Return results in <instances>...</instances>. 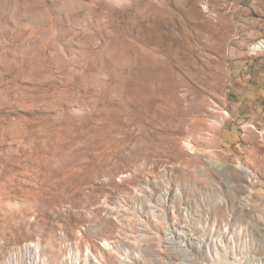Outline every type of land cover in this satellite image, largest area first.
<instances>
[{
  "label": "rangeland",
  "instance_id": "1",
  "mask_svg": "<svg viewBox=\"0 0 264 264\" xmlns=\"http://www.w3.org/2000/svg\"><path fill=\"white\" fill-rule=\"evenodd\" d=\"M249 1L0 0V264H120L227 217L264 254V130L222 143L231 63L264 54Z\"/></svg>",
  "mask_w": 264,
  "mask_h": 264
},
{
  "label": "bare ground",
  "instance_id": "2",
  "mask_svg": "<svg viewBox=\"0 0 264 264\" xmlns=\"http://www.w3.org/2000/svg\"><path fill=\"white\" fill-rule=\"evenodd\" d=\"M250 51H264V39L252 46ZM241 171L242 174L248 176L249 182L259 183L248 168L242 167ZM232 221L234 220L231 217L222 219L221 230L211 237L207 244H205L204 235L196 241L193 236L189 237L184 232H178L175 227H168L157 242L158 249L152 252L151 256L148 254L145 256L149 250L147 240L150 235L143 233L140 237L138 236L140 238L139 252L135 257L126 256L120 264H199V257L206 258V260L202 259V264H264V254L261 257L250 256L245 249L237 248ZM103 246L109 248L106 243ZM204 247L206 248L205 254L203 253ZM163 254L167 257H163Z\"/></svg>",
  "mask_w": 264,
  "mask_h": 264
},
{
  "label": "crops",
  "instance_id": "3",
  "mask_svg": "<svg viewBox=\"0 0 264 264\" xmlns=\"http://www.w3.org/2000/svg\"><path fill=\"white\" fill-rule=\"evenodd\" d=\"M245 1L244 9L248 11L250 1ZM252 2L261 6L258 8L262 16L261 28L264 33V0ZM257 34L258 31H254L248 34L246 38L252 39ZM226 98L232 111L228 112L230 115L228 114V119L224 121L229 130L223 136L222 143L233 142L240 135V131L246 127L264 130V54L251 57L244 52L231 63L229 89Z\"/></svg>",
  "mask_w": 264,
  "mask_h": 264
},
{
  "label": "built area",
  "instance_id": "4",
  "mask_svg": "<svg viewBox=\"0 0 264 264\" xmlns=\"http://www.w3.org/2000/svg\"><path fill=\"white\" fill-rule=\"evenodd\" d=\"M262 41V40H261ZM261 41H259L257 44H259ZM256 52H264V51H256Z\"/></svg>",
  "mask_w": 264,
  "mask_h": 264
}]
</instances>
